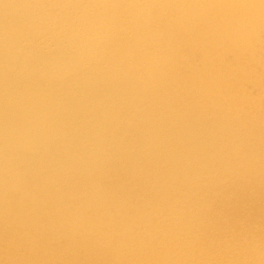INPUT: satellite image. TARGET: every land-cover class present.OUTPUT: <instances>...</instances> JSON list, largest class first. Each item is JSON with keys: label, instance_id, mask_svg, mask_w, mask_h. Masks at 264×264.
<instances>
[{"label": "bare ground", "instance_id": "6f19581e", "mask_svg": "<svg viewBox=\"0 0 264 264\" xmlns=\"http://www.w3.org/2000/svg\"><path fill=\"white\" fill-rule=\"evenodd\" d=\"M0 264H264V0H0Z\"/></svg>", "mask_w": 264, "mask_h": 264}]
</instances>
